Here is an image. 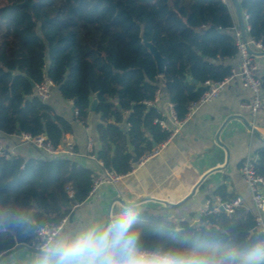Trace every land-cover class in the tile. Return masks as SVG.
Returning a JSON list of instances; mask_svg holds the SVG:
<instances>
[{
	"label": "trees",
	"instance_id": "16d2710c",
	"mask_svg": "<svg viewBox=\"0 0 264 264\" xmlns=\"http://www.w3.org/2000/svg\"><path fill=\"white\" fill-rule=\"evenodd\" d=\"M240 3L249 38L264 45V0ZM235 31L225 0H0V132L46 134L58 145L71 131L69 120L34 95L31 81L48 75L83 123L96 98V156L104 168L128 174L135 159L170 134L154 123L160 113L144 100L161 88L184 118L206 80L231 75L230 60L239 54ZM142 33L166 58L162 75ZM255 167L264 177V146ZM96 173L72 157L0 155V256L19 244L34 246L40 227L69 217L89 197ZM216 193L235 198L224 186ZM137 211L142 251L223 253L264 239V232H252L255 214L243 206L202 213L198 224ZM113 212V219L122 213ZM16 217L25 225L16 226Z\"/></svg>",
	"mask_w": 264,
	"mask_h": 264
},
{
	"label": "crops",
	"instance_id": "0c3cea01",
	"mask_svg": "<svg viewBox=\"0 0 264 264\" xmlns=\"http://www.w3.org/2000/svg\"><path fill=\"white\" fill-rule=\"evenodd\" d=\"M227 3L233 13L236 30L240 32L232 2ZM244 23L249 37L246 19ZM253 57L264 85V55ZM230 63L237 70L239 54ZM251 99L252 92L240 86L235 77L218 97L202 105L187 119L180 132L169 134L171 139L163 147H160L162 143L157 146V153L151 154L143 163L135 164L133 170L118 183H102L85 201L76 205L64 227L46 249L90 228L107 226L110 223L109 217L113 220V211L123 212L124 204L131 202L141 211L147 210L175 221L187 220L198 224L205 204L208 201L217 203L220 196L216 190L220 186H224L227 194L240 197L241 206L257 214L249 186L240 173L242 162L248 156L256 158V151L264 146V109L254 115L246 106ZM47 102L57 114L69 120L72 129L63 138L75 141L79 153L75 158L100 172L101 168L96 161L82 156L86 153L88 136H92L98 144L97 125L101 122L100 114L90 110L87 121L80 122L74 115L72 100L65 99L57 86ZM164 102L160 103L162 109L165 108ZM168 125L172 129L174 123L168 120ZM217 137L227 147L228 154L216 141ZM0 147L10 155H20L27 159L44 156L33 145L21 142L16 134L0 132ZM200 180L202 182L194 195L187 198ZM46 249L21 247L6 255L0 264H38Z\"/></svg>",
	"mask_w": 264,
	"mask_h": 264
},
{
	"label": "built area",
	"instance_id": "2783aa9c",
	"mask_svg": "<svg viewBox=\"0 0 264 264\" xmlns=\"http://www.w3.org/2000/svg\"><path fill=\"white\" fill-rule=\"evenodd\" d=\"M244 19L248 18V15L243 12ZM249 31V26L247 28ZM235 35L237 38V44L239 48L240 63L237 70L232 71L231 75L228 77L218 80H206L203 83L205 87L202 94L195 100L189 102L187 107V112L184 118L180 119L175 110V106L171 101H165L167 97L162 89H158L155 93L153 99L144 100V104L147 107H154L160 113L159 117L154 118V123L158 124L162 129L168 131L170 134H175L181 131L183 124L189 119L200 107L206 103L211 102L213 99L219 96V94L225 89L227 84L232 81L237 75H240L243 84L252 92V99L246 104L255 115L260 110L264 109V94H263V81L258 74L257 65L255 63L253 55L248 51L246 44L242 40L241 33L236 30ZM248 46L254 51H264V45L260 40L249 38L247 40ZM56 87L53 79L48 75L35 83L34 95L40 100L47 102L50 98L52 90ZM164 102L165 108L160 107V103ZM74 115L77 117L78 110L74 108ZM168 120L174 123L171 129L168 125ZM82 122V121H80ZM19 140L23 143H28L33 145L37 150H39L46 157L61 158V157H72L75 158L79 155L76 147V143L72 139H62V141L56 145L51 139L48 138L46 134L32 135L30 133L16 134ZM171 137H168L160 147H163ZM96 143L92 136H88L86 140V153L82 156L90 158L98 164L101 168L100 172H97L93 178L92 188L90 190V195H92L95 190L102 183H118L126 174H119L109 169L103 167V162L99 160L96 156ZM159 151L156 148L151 154H155ZM144 155L138 161H134L135 164H141L150 155ZM0 155L10 156L6 153L3 148L0 147ZM256 158L254 156H248L240 166V173L244 181L249 186L250 192L252 194V199L254 202L257 214H255L256 227L258 230L264 232V177L259 175L255 167ZM134 168V166H133ZM70 196H72L73 191L67 188ZM217 203L214 208L211 207V201H208L202 208L200 214L205 212H215L218 210H224L227 213H232L235 209L241 206L242 199L236 197L230 201H223L220 197L217 198ZM68 221V216L64 217L58 224L47 223L40 227L37 231L34 246L37 249H46L53 240L57 237L60 230L64 227Z\"/></svg>",
	"mask_w": 264,
	"mask_h": 264
},
{
	"label": "clouds",
	"instance_id": "9594fccd",
	"mask_svg": "<svg viewBox=\"0 0 264 264\" xmlns=\"http://www.w3.org/2000/svg\"><path fill=\"white\" fill-rule=\"evenodd\" d=\"M123 209L107 226L90 228L46 249L38 264H264V239L243 250L223 253L142 251L140 234L134 228L137 208L124 204ZM14 223L21 227L26 222L16 217Z\"/></svg>",
	"mask_w": 264,
	"mask_h": 264
},
{
	"label": "water",
	"instance_id": "95a60500",
	"mask_svg": "<svg viewBox=\"0 0 264 264\" xmlns=\"http://www.w3.org/2000/svg\"><path fill=\"white\" fill-rule=\"evenodd\" d=\"M232 2V6H233V10H234V13L236 15V18H237V22H238V25H239V28H240V33H241V36H242V40L243 42L246 44L247 46V49L248 51L253 55V56H257V55H264V51H261V52H256L254 50H252L248 44H247V40H248V37H247V33H246V27H245V23H244V16H243V11H242V8H241V3H240V0H231ZM24 3H27V1H24ZM141 38H142V43L143 45L149 50V52L151 53V55L153 56L155 62H156V65H157V69H158V72L160 75H162L164 73V68H165V63H166V58L164 56H162V54L160 53V51L156 48V46L147 40L146 36L144 35V33L141 34ZM236 79L238 81V84L240 86H244L243 85V81H242V78L240 75H237L236 76ZM192 81L194 83H198V80L196 79H192ZM31 84L32 86H35V83L33 81H31ZM166 101H170L169 97L167 96L165 98ZM96 108H97V100L96 99H93L92 102H91V107H90V110L91 111H96ZM216 141L225 148L227 154H228V149L227 147L220 143L219 141V138L217 137L216 138ZM154 145L156 146V143H154ZM135 162L137 161V159L134 160ZM202 180H200L195 186L194 188L192 189L191 193L188 195L187 198L191 197L194 195L197 187L201 184ZM128 204H132V205H135V203L131 202V203H128ZM166 204H169L168 202ZM109 215H110V211H109ZM111 217H109V221L111 222ZM253 233H256L258 232V229L257 227H255L253 230H252ZM21 247H28L27 245L25 244H19L17 245L16 247H14L13 249L7 251L6 253H4L3 255L0 256V261L6 256V255H9L10 253L16 251L17 249L21 248Z\"/></svg>",
	"mask_w": 264,
	"mask_h": 264
},
{
	"label": "rangeland",
	"instance_id": "374dc122",
	"mask_svg": "<svg viewBox=\"0 0 264 264\" xmlns=\"http://www.w3.org/2000/svg\"><path fill=\"white\" fill-rule=\"evenodd\" d=\"M227 2H229L231 4L230 0H227Z\"/></svg>",
	"mask_w": 264,
	"mask_h": 264
}]
</instances>
